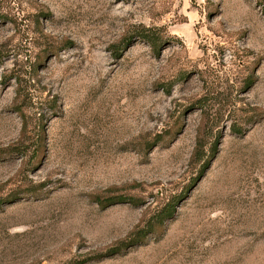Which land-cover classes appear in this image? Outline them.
<instances>
[{
    "label": "rangeland",
    "instance_id": "rangeland-1",
    "mask_svg": "<svg viewBox=\"0 0 264 264\" xmlns=\"http://www.w3.org/2000/svg\"><path fill=\"white\" fill-rule=\"evenodd\" d=\"M0 264H264V0H0Z\"/></svg>",
    "mask_w": 264,
    "mask_h": 264
},
{
    "label": "trees",
    "instance_id": "trees-1",
    "mask_svg": "<svg viewBox=\"0 0 264 264\" xmlns=\"http://www.w3.org/2000/svg\"><path fill=\"white\" fill-rule=\"evenodd\" d=\"M142 37H147V35H142ZM196 155H197V152H196ZM116 199L117 200H122V201H128V202H130L132 204H135V202H136V199H134V198L124 199V198L118 197ZM172 214H173L172 213V208H168V207L166 209L158 211L156 214H154L152 216L147 229L140 230L138 232L136 238L134 240H132V243H130V244H135L136 242H138V240H141L142 237H145L150 232V230H152L153 225H161V224H163L166 219H168V218H170L172 216ZM112 252H115V250L112 251Z\"/></svg>",
    "mask_w": 264,
    "mask_h": 264
}]
</instances>
